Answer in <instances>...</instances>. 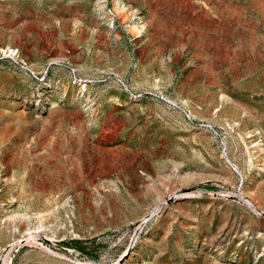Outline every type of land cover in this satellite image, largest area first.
Returning <instances> with one entry per match:
<instances>
[{
	"label": "rangeland",
	"instance_id": "rangeland-1",
	"mask_svg": "<svg viewBox=\"0 0 264 264\" xmlns=\"http://www.w3.org/2000/svg\"><path fill=\"white\" fill-rule=\"evenodd\" d=\"M0 264H264V0H0Z\"/></svg>",
	"mask_w": 264,
	"mask_h": 264
},
{
	"label": "trees",
	"instance_id": "trees-1",
	"mask_svg": "<svg viewBox=\"0 0 264 264\" xmlns=\"http://www.w3.org/2000/svg\"><path fill=\"white\" fill-rule=\"evenodd\" d=\"M80 244V241L78 240H73L71 244L69 245H73V246H78Z\"/></svg>",
	"mask_w": 264,
	"mask_h": 264
}]
</instances>
